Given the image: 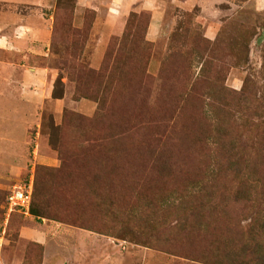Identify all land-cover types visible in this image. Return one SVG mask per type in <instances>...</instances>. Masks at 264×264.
Instances as JSON below:
<instances>
[{
    "label": "rangeland",
    "instance_id": "obj_1",
    "mask_svg": "<svg viewBox=\"0 0 264 264\" xmlns=\"http://www.w3.org/2000/svg\"><path fill=\"white\" fill-rule=\"evenodd\" d=\"M58 1L46 84L0 73V264H42L40 223L90 238L80 264H264V0H140L114 27ZM32 174L38 215L5 210Z\"/></svg>",
    "mask_w": 264,
    "mask_h": 264
},
{
    "label": "crops",
    "instance_id": "obj_2",
    "mask_svg": "<svg viewBox=\"0 0 264 264\" xmlns=\"http://www.w3.org/2000/svg\"><path fill=\"white\" fill-rule=\"evenodd\" d=\"M142 1V0H141ZM140 0H75V17L84 8H104L106 19L115 20V12L120 14L134 4L140 5ZM0 73L5 74V82L18 77L21 82L20 90L24 92L31 85H45L47 67L31 64V56L46 54L52 39L53 12L57 0H0ZM141 6L154 10V0H144ZM151 16V25L154 21ZM44 90V88L42 89ZM47 229L46 223H40L38 228L30 231L23 230L22 235L44 245L45 259L42 264H80L79 258L90 251L91 244L87 240L65 242L60 236L73 237L76 233L72 229ZM64 232H67L65 234ZM79 234V233H78ZM77 236V234H76ZM85 236V235H83ZM78 238V237H77ZM103 264V263H102Z\"/></svg>",
    "mask_w": 264,
    "mask_h": 264
},
{
    "label": "built area",
    "instance_id": "obj_3",
    "mask_svg": "<svg viewBox=\"0 0 264 264\" xmlns=\"http://www.w3.org/2000/svg\"><path fill=\"white\" fill-rule=\"evenodd\" d=\"M33 186V174L28 177V179L25 180L24 183L13 185L6 195L4 205L5 210H7L8 212L13 209L28 211L32 199Z\"/></svg>",
    "mask_w": 264,
    "mask_h": 264
},
{
    "label": "trees",
    "instance_id": "obj_4",
    "mask_svg": "<svg viewBox=\"0 0 264 264\" xmlns=\"http://www.w3.org/2000/svg\"><path fill=\"white\" fill-rule=\"evenodd\" d=\"M58 0H57V4H58ZM76 119H78V117H76ZM78 121V120H77ZM76 121V122H77ZM89 122L90 123H87L86 125H88V131L87 132H85V133H83V132H80V134H82V136H83V138L85 139L86 137H88V138H92L93 136H94V138L95 137H97V134H95V128L91 125V122H92V120H89ZM77 128H79L78 126H77ZM83 131V130H82ZM94 138H92V140L94 141V140H96V139H94ZM90 140V139H89ZM87 141V140H86ZM77 151H79V147H77ZM58 153H59V158L61 159V161H62V165H61V167L60 168H64V166H65V160H66V158H69V153L67 152V151H62V150H58ZM77 155V154H76ZM34 189H33V194H32V199H31V206H30V213H32L31 211H34V214H36V215H38L37 213H36V211L32 208L33 207V199H34V192H35V183H34V187H33ZM260 257H264V253L263 252H261L260 253Z\"/></svg>",
    "mask_w": 264,
    "mask_h": 264
}]
</instances>
